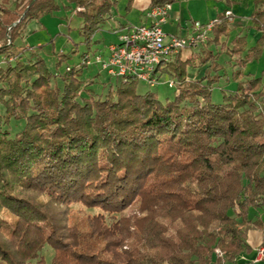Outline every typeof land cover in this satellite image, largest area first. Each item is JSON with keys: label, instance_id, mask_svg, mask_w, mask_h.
Wrapping results in <instances>:
<instances>
[{"label": "trees", "instance_id": "trees-1", "mask_svg": "<svg viewBox=\"0 0 264 264\" xmlns=\"http://www.w3.org/2000/svg\"><path fill=\"white\" fill-rule=\"evenodd\" d=\"M10 1L0 4V264L233 263L252 252L251 231L261 232L264 247V217L250 214L264 212V75L244 79L241 70L260 56L262 38L246 55V35L228 47L222 42L238 67L236 85L212 101L218 72L226 71L209 48L229 37L223 19L237 0H220L226 9L214 18L223 21L199 51L158 67L176 85L165 103L151 90L138 93L134 78H116L105 96L91 91L82 80L92 66L84 63L89 48L63 74L18 50L30 22L62 8L82 9L80 34L89 47L117 1L21 0L14 10L4 7ZM175 1L148 0L145 10ZM252 1V21L262 29L264 0ZM65 59L58 55L57 64ZM209 60L205 75L188 81L187 67ZM13 120L24 127L12 137ZM35 194L56 211L44 210ZM46 247L54 250L50 262Z\"/></svg>", "mask_w": 264, "mask_h": 264}, {"label": "rangeland", "instance_id": "rangeland-1", "mask_svg": "<svg viewBox=\"0 0 264 264\" xmlns=\"http://www.w3.org/2000/svg\"><path fill=\"white\" fill-rule=\"evenodd\" d=\"M2 0H0V4ZM117 1L116 5L113 8V19L109 20L102 25L101 30H99L93 37L90 42L89 47L85 42H83L84 37L80 34V28L83 26V19L77 15V12H74L71 8H62L58 12L50 15H45L37 20L30 22L25 30L23 39H20L17 43V46L20 48L19 52H22L21 48H28L25 53V56L28 57L31 53H34L33 59L41 57L46 61L48 68L56 74L65 73L68 67H74L79 65L82 62V53L86 52L89 48V56L91 60L97 55H107V47L118 40V25L119 23H128L132 25L142 24V11L147 6L148 0H134L130 9L128 5L131 0H115ZM21 0H11L6 7L7 9L14 10L15 5L19 4ZM60 2L69 4L68 0H60ZM226 9V4L220 0H177L172 4L171 12H176L180 15L179 18L175 21H170L165 26V30L168 33L177 34L186 36L193 31L192 23L194 21L207 22L212 17H215L218 13H222ZM233 10V20H227L231 23V32L228 38L225 36L221 37V44L219 46L212 45L209 50L214 54L219 53V58L217 62L224 66L226 72H218L222 75L220 81L214 84L212 91V101L214 103H219L223 101V96L228 91L233 90L236 85L232 80L233 71L238 67H234L229 64V55L224 52L222 48V42H226L225 47L231 46L232 39H234L238 34L246 35L247 37V48L245 55L248 53V50L252 47L257 46L263 39L262 43V52L257 59L250 60L245 63V66L241 68L242 73L245 75L244 79H247V76L250 77H260L264 75V28L258 29L255 27L252 21V14L255 11V6L252 0H237L234 3L233 7L230 8ZM145 13V12H144ZM17 20L16 23H19L23 18ZM222 20V21H223ZM202 45L200 44L196 51H199ZM74 53V51H76ZM18 52V51H17ZM64 54L66 59L57 64L58 55ZM191 50H186L182 53V58H190ZM1 59V58H0ZM212 63L211 60L207 61L203 65L193 67L189 65L187 67V79L188 81L198 80L202 78L207 68ZM235 63V62H233ZM215 74L216 72H211ZM161 74V71L160 73ZM229 79V80H227ZM82 80L85 84H89V89L95 92L97 95L105 96L109 88L112 87L115 89L120 81L114 77H111L107 72L102 71L101 66L93 64L88 66L84 74L82 75ZM93 82V83H91ZM170 82H175V80L167 73L161 74L159 81L156 86L150 87L148 84L139 82L137 86V92L143 94L149 90L155 92L160 101L165 103L167 99L171 100L174 98L176 93V87H169ZM24 127V121H15L11 122L10 131L12 137L20 132ZM33 199L44 203V210L49 213L56 211L57 206L50 200L48 197L42 194H35ZM79 206H75L74 209H78ZM77 211V210H75ZM87 213L97 214L99 210H89L86 209ZM134 212V208H129L121 214H118L117 217L123 215H128ZM250 214L252 216L264 217L263 210H254L251 209ZM83 218L82 214H70V217ZM109 217V221L112 219ZM74 220V219H73ZM251 252H244L241 256L242 258L247 259L246 261H254L257 257L256 253L250 255ZM54 255V250L50 247H46L43 256L46 258L47 262L51 261V258ZM256 255V256H255ZM224 264H235L226 262ZM264 264V260L259 263Z\"/></svg>", "mask_w": 264, "mask_h": 264}, {"label": "built area", "instance_id": "built-area-1", "mask_svg": "<svg viewBox=\"0 0 264 264\" xmlns=\"http://www.w3.org/2000/svg\"><path fill=\"white\" fill-rule=\"evenodd\" d=\"M171 8L172 4H165L147 9L146 22L118 29V40L107 47V55H97L93 60L87 55L84 63L101 66L111 77L134 78L151 87L156 86L160 78L156 72L160 65L169 63L172 56L184 50L197 48L206 42L215 25L222 21L220 18L207 22L194 21L191 26L193 31L186 36L168 33L165 26L169 23ZM233 16L232 10L225 12V19L232 21ZM175 86V82L169 83V87ZM217 253L222 255L219 250ZM263 260L264 247L260 246L255 263Z\"/></svg>", "mask_w": 264, "mask_h": 264}, {"label": "crops", "instance_id": "crops-1", "mask_svg": "<svg viewBox=\"0 0 264 264\" xmlns=\"http://www.w3.org/2000/svg\"><path fill=\"white\" fill-rule=\"evenodd\" d=\"M147 5H148V3H147ZM147 8V6L145 7V9ZM143 10L142 11V14L144 15L145 13L144 12H146V10ZM180 17V15L178 14V13H176V12H171V14H170V21H176L177 20V18H179ZM216 17V16H215ZM212 18H214V17H212ZM211 18V19H212ZM210 19V20H211ZM142 22L144 23V22H146V18H145V15H144V17L142 16ZM120 24V23H119ZM20 48H18V50H19ZM21 49H28V48H21ZM248 242H249V244L251 245V247H252V252H251V254L250 255H253V253H256V255H257V257H258V248L261 246V243H262V234H261V232H259V231H251L250 233H249V237H248ZM243 254V253H242ZM241 254V255H242ZM239 256L233 263H235V264H259V263H261V262H258V263H255V259H257V257L254 259V261H251V262H249V261H246L247 259H245V258H242V256ZM255 255V256H256Z\"/></svg>", "mask_w": 264, "mask_h": 264}]
</instances>
